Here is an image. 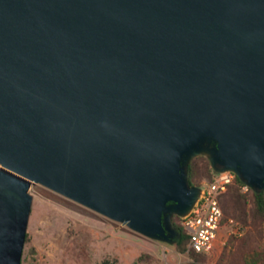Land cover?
Instances as JSON below:
<instances>
[{"label": "water", "instance_id": "obj_1", "mask_svg": "<svg viewBox=\"0 0 264 264\" xmlns=\"http://www.w3.org/2000/svg\"><path fill=\"white\" fill-rule=\"evenodd\" d=\"M201 154L264 189V0H0V264L31 183L172 241Z\"/></svg>", "mask_w": 264, "mask_h": 264}, {"label": "rangeland", "instance_id": "obj_2", "mask_svg": "<svg viewBox=\"0 0 264 264\" xmlns=\"http://www.w3.org/2000/svg\"><path fill=\"white\" fill-rule=\"evenodd\" d=\"M29 192L33 199L22 264H101L104 260L113 264H185L188 261L186 253L176 250L173 240L141 235L40 184L31 183ZM231 233L241 231L229 219L221 225L209 263L216 261Z\"/></svg>", "mask_w": 264, "mask_h": 264}, {"label": "trees", "instance_id": "obj_3", "mask_svg": "<svg viewBox=\"0 0 264 264\" xmlns=\"http://www.w3.org/2000/svg\"><path fill=\"white\" fill-rule=\"evenodd\" d=\"M184 169L190 187H200L203 179L210 181L217 171L210 165L207 156L202 154L190 159ZM244 184L245 181L236 175L228 191L219 198L223 212L221 225L232 219L235 228L241 233H231L227 237L214 263H209L210 254H199L187 249L188 235L181 223V216H171L172 240L178 252L187 254L188 261L185 264H264V189L249 187L243 192L241 187ZM101 264L113 262L104 260Z\"/></svg>", "mask_w": 264, "mask_h": 264}, {"label": "built area", "instance_id": "obj_4", "mask_svg": "<svg viewBox=\"0 0 264 264\" xmlns=\"http://www.w3.org/2000/svg\"><path fill=\"white\" fill-rule=\"evenodd\" d=\"M235 176L231 170L215 171L210 181L202 182L196 201L181 216V223L188 235V250L204 255L214 251L223 217L219 198L228 191ZM248 188L244 184L241 190L246 191Z\"/></svg>", "mask_w": 264, "mask_h": 264}]
</instances>
